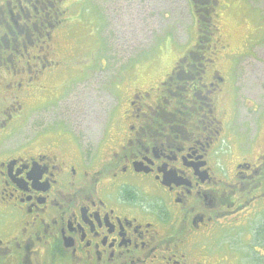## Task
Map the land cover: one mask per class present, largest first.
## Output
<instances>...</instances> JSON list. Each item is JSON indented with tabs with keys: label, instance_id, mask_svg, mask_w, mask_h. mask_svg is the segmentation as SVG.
Returning a JSON list of instances; mask_svg holds the SVG:
<instances>
[{
	"label": "flooded vegetation",
	"instance_id": "1",
	"mask_svg": "<svg viewBox=\"0 0 264 264\" xmlns=\"http://www.w3.org/2000/svg\"><path fill=\"white\" fill-rule=\"evenodd\" d=\"M83 1L0 0V264H264L238 51L198 36L166 75L116 71Z\"/></svg>",
	"mask_w": 264,
	"mask_h": 264
},
{
	"label": "rangeland",
	"instance_id": "2",
	"mask_svg": "<svg viewBox=\"0 0 264 264\" xmlns=\"http://www.w3.org/2000/svg\"><path fill=\"white\" fill-rule=\"evenodd\" d=\"M199 1L84 0L80 29L85 34L93 27L87 22L96 24L103 44L100 58L114 60L116 71L120 63L136 62L147 71L166 75L197 42L207 6ZM215 2L212 34H206L221 35L229 53L238 51L234 60L239 62L235 69L239 107L251 109L246 101L263 104L264 98V0ZM78 10L74 7L69 13L74 16Z\"/></svg>",
	"mask_w": 264,
	"mask_h": 264
},
{
	"label": "trees",
	"instance_id": "3",
	"mask_svg": "<svg viewBox=\"0 0 264 264\" xmlns=\"http://www.w3.org/2000/svg\"><path fill=\"white\" fill-rule=\"evenodd\" d=\"M200 3H205L207 6L203 8L205 10L204 18L205 20H200L199 21V29H198V36L202 40L208 39L209 40V35L206 33L212 34V25L210 20L212 19V15L215 12V0H200ZM200 44V43H199Z\"/></svg>",
	"mask_w": 264,
	"mask_h": 264
}]
</instances>
